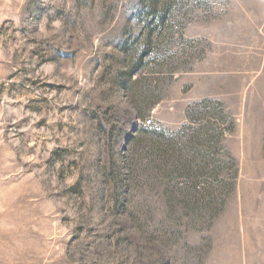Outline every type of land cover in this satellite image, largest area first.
Listing matches in <instances>:
<instances>
[{
    "label": "rangeland",
    "instance_id": "rangeland-1",
    "mask_svg": "<svg viewBox=\"0 0 264 264\" xmlns=\"http://www.w3.org/2000/svg\"><path fill=\"white\" fill-rule=\"evenodd\" d=\"M0 264H264V0H0Z\"/></svg>",
    "mask_w": 264,
    "mask_h": 264
}]
</instances>
